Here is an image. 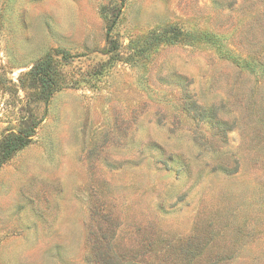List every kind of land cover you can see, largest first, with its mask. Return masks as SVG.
Returning <instances> with one entry per match:
<instances>
[{"label":"rangeland","instance_id":"1","mask_svg":"<svg viewBox=\"0 0 264 264\" xmlns=\"http://www.w3.org/2000/svg\"><path fill=\"white\" fill-rule=\"evenodd\" d=\"M31 127L0 264H264V0H0V146Z\"/></svg>","mask_w":264,"mask_h":264},{"label":"trees","instance_id":"2","mask_svg":"<svg viewBox=\"0 0 264 264\" xmlns=\"http://www.w3.org/2000/svg\"><path fill=\"white\" fill-rule=\"evenodd\" d=\"M50 63L44 61L31 74L36 77V80L42 84L44 91H48L53 86L52 74L50 71ZM34 133V127L22 130L18 134H9L0 146V156L3 161L9 160L16 152L22 150L31 140ZM1 166V161H0Z\"/></svg>","mask_w":264,"mask_h":264}]
</instances>
